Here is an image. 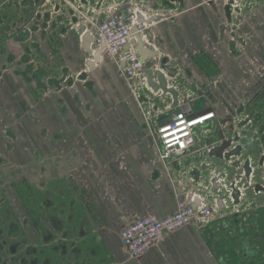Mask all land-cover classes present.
Returning a JSON list of instances; mask_svg holds the SVG:
<instances>
[{"label": "flooded vegetation", "instance_id": "flooded-vegetation-1", "mask_svg": "<svg viewBox=\"0 0 264 264\" xmlns=\"http://www.w3.org/2000/svg\"><path fill=\"white\" fill-rule=\"evenodd\" d=\"M176 2L183 8L184 0H149L143 4L164 8L173 7ZM4 4L6 8L12 7L15 1ZM4 16H0V56L13 66L11 70L5 65L0 66V125L9 134L12 149H0V264H132L137 258L130 257L118 233L113 235L118 252L110 249L105 241L97 243L96 232L83 225L86 223L84 213L78 208V204L84 203L86 210H94L85 182L91 179L94 185L98 176L111 174V164L102 167L96 159L100 149L110 148L97 146L93 149L90 143L79 137L78 144L87 150L88 161L78 166L80 149L62 148L59 141L65 135L51 134L47 127L39 126L37 109L28 102L25 107L27 119L35 128L40 127V136L47 139L49 149H23L25 152L33 150L34 155L28 156L15 149L20 137L26 135L25 131L15 127V124L25 121L20 112L23 98L29 99L35 90L44 94H50L52 89L63 93L72 86L73 78L55 76L45 81V69L42 66L34 68L35 60L29 50L30 47L40 53L37 43L33 39L28 40L29 33L36 27L20 28L16 26L15 18ZM11 40H24L27 43L16 65L15 52L7 53L5 50ZM56 49L54 47V52ZM234 49L229 51L228 58L223 56L220 70L223 81L236 79L233 82L236 93L231 97L233 106L228 103L222 108L220 105L225 101L222 95L220 99L218 96L209 98L210 104L220 106L218 117L215 122L199 130L203 149L188 160L194 177L201 180L207 195L222 205L212 222L205 226L197 225V229L207 232L204 245L205 254L210 258L207 264H264V116L256 109L260 100L264 99V93L259 90L250 98L248 93L246 97L238 96L243 85L240 79H246L251 85L256 82L253 80L254 72L242 52L236 47ZM230 58L236 60L239 78L226 64ZM209 59L219 71L214 58ZM103 60L111 61L103 54L98 64L80 72L78 78L84 79L87 74L93 73ZM21 63L25 66L21 67ZM15 75L19 80H15ZM92 80H86L89 89L93 86ZM208 90L215 91L214 83ZM52 100L62 112L67 111L64 96ZM51 118L57 120V115L53 114ZM9 122L12 124L9 125ZM96 123L102 126L99 118ZM75 124L81 125L79 119H75ZM104 138L114 143L111 152L117 153L114 160L116 166L122 173L129 172L127 153L121 152L122 143L108 136L107 132ZM23 145L31 148L32 144L26 141ZM9 151L14 152L15 157L21 153L18 160L27 158V172L33 173L36 179H15L23 169L18 167L17 159L15 161L6 156ZM151 151L153 163L156 164V153L154 149ZM97 171H100V175ZM120 216L115 229L106 227L101 231L102 235L110 234V230L118 232L135 218L123 206Z\"/></svg>", "mask_w": 264, "mask_h": 264}, {"label": "rangeland", "instance_id": "rangeland-1", "mask_svg": "<svg viewBox=\"0 0 264 264\" xmlns=\"http://www.w3.org/2000/svg\"><path fill=\"white\" fill-rule=\"evenodd\" d=\"M49 3H53L52 7L50 5L47 6V9L51 10L53 13L56 10V4L54 0H48ZM59 3H66V0H57ZM99 1V5L92 3L91 7H88L89 4L80 8V11H77L78 15L82 16L79 19L77 17V21H85L86 17L88 19L91 18L90 14L93 16L101 10L107 9L106 5L109 2L108 0H95ZM101 1V2H100ZM108 1V2H105ZM124 1V0H123ZM185 4L183 8L180 7L179 3L176 2L174 4L179 8L177 13L179 14L178 22L183 24L184 21L190 23L195 22L197 25L199 24V18L201 13L199 12L200 8L197 6V0H184ZM212 3V7L210 8L211 12L213 13V17H219L217 22H212V29L210 36L213 38L214 45L217 46V50L221 56H226L228 58V53L230 50H235L236 47L239 51L242 52L243 57L249 63L250 67L253 70V80L256 82L255 85H251L246 79L239 80L242 82L241 92H239L242 97H246V93H248L249 98L254 95L256 91L262 90L264 93V0H210ZM125 2V1H124ZM141 2L138 0V3ZM232 4V5H231ZM11 8H5L6 11L10 10V14L12 13V18H15V4L12 5ZM95 6V10L92 7ZM108 7V6H107ZM53 8V9H52ZM109 8V7H108ZM159 13V12H158ZM160 14V13H159ZM162 15V14H160ZM164 16V15H163ZM164 18V17H163ZM207 22L209 19L207 18ZM18 24L16 23V26ZM32 26V25H31ZM195 31V30H193ZM197 32V31H195ZM195 32H192L193 34ZM53 33L49 31V36L47 39L45 38H38L37 45L38 48L44 50V55L49 63L53 67V65L57 64L58 59H54L52 57L51 52L52 49L55 47L56 44H59L60 47L64 46L65 41H58V37H53ZM198 33V32H197ZM74 35V34H73ZM208 35V34H207ZM52 36V37H51ZM191 39L193 40L194 45H196V49H193V59L195 60L194 64L195 69H197V73L195 72V76L198 79H204L205 81L207 78L213 80L214 83V90L210 91L207 90V95L209 97H217L218 95H222L224 100L220 105L222 108L224 104H228L229 106L232 105V95L236 93L235 87V80L233 79L231 82L229 80L223 81L221 75L219 79L215 81V76L218 72L211 63L209 58H214L216 60V56L214 50L211 48L212 53L204 52L206 48L205 42H203L204 35L201 36L199 33L191 35ZM209 36V35H208ZM219 36L221 37L219 39ZM51 37V39H50ZM75 37L77 38L78 36ZM200 37V38H199ZM55 38H57L55 40ZM79 39V37L77 38ZM55 40V41H54ZM47 41V42H46ZM202 45L203 49L199 52L202 54L197 53L198 49ZM27 43H22L21 41L12 40L9 41L6 45L7 53L14 51L15 52V65L20 61L21 56L25 52V48ZM30 48V47H29ZM37 48V49H38ZM214 48V47H213ZM221 49V50H220ZM209 51V50H208ZM205 53V54H204ZM36 60L38 59V55H35ZM82 61L84 58L89 59L90 56L88 53H84L82 56ZM158 58V57H157ZM57 60V61H56ZM235 59H227L226 64L231 67L232 72H235L237 78L240 77V73H238V67L235 63ZM63 62V60H62ZM81 62V59H80ZM156 63V62H155ZM24 63H21L23 66ZM44 64V63H43ZM65 64V63H64ZM74 64V63H73ZM157 64V63H156ZM7 69H12L13 64L10 62L5 61L4 57L0 56V66H4ZM25 65V64H24ZM61 65V62L58 61V66ZM78 68H81L82 64L79 63L77 65ZM203 67L204 69H200L203 72H200L198 68ZM214 67V68H213ZM235 68V69H232ZM237 67V68H236ZM77 68V69H78ZM234 70V71H233ZM95 72V73H94ZM90 73V72H89ZM215 73V75H213ZM59 76V73L55 74ZM88 79L92 80V88L89 89L87 87H83L82 84H78V75H73V79L76 82V85L69 86L68 90H65L63 93L57 92L55 90H51L50 94H44L37 92H31L29 95V99H25L20 102V112L25 118V121L20 123L19 125L15 124L16 128L22 129L26 132V135L21 138L20 143H18V152H25L23 149H49L48 142L46 138H42L40 136L39 128H35L34 125L28 120L26 116L25 107L28 105V102L32 103L34 107L37 109L40 118L39 126H45L48 128L51 134H64L65 138H61L59 143L62 148L71 149L73 147L82 150L83 147L78 144V138L83 137L86 142L90 143V145L95 149L97 146H104L107 148L113 147V142L111 144L110 140L105 141V132L108 133V136L114 137L117 142H121L123 148L122 149H145L150 152V149H157L158 141L154 140L151 136V131L148 129V126L145 122L141 114V110L138 106V102L135 100L132 92L130 91L129 87L126 84L124 76L118 71V66L115 62L103 60L100 63L93 74H87ZM226 75V74H225ZM228 76V75H227ZM214 78V79H213ZM227 78V77H226ZM234 78V77H233ZM15 80H19L18 77L15 75ZM65 84V83H64ZM261 94V93H260ZM65 97V106L67 107L66 112H62L59 106L53 102L52 99L57 97ZM78 96V98H77ZM167 100L170 101V95H168ZM247 96V97H248ZM264 97V96H263ZM52 98V99H51ZM77 98V99H76ZM126 98V100H124ZM75 99L78 101H75ZM127 101V102H126ZM156 105L159 103L161 106H165L166 103L160 99L155 98ZM158 104V105H159ZM236 105V103L234 102ZM255 104V103H254ZM195 105L200 106V103H195ZM89 106V107H88ZM214 106V105H212ZM228 106V107H229ZM233 106V105H232ZM208 107H211V105ZM260 110L264 116V99L260 100L259 107L256 108ZM223 111V109H222ZM53 114L57 115V120L51 118ZM100 119L102 126L100 127L96 122L97 119ZM75 119H79L81 125L75 124ZM70 120H73L71 123ZM215 122V121H213ZM212 122V123H213ZM9 125L12 122L8 123ZM200 130V129H199ZM197 131L195 137V145L192 146L189 150L190 155L194 158L198 155L203 149L202 146V134L201 131ZM29 141L32 145L31 148H26L23 145V142ZM12 144L9 134L5 132V128L0 125V149H12L10 146ZM24 147V148H23ZM68 147V148H67ZM27 152V153H26ZM24 154L27 156L33 154V150L26 151ZM21 153H19L20 155ZM18 157L19 155L16 154ZM34 155V154H33ZM6 156L10 157L11 159H17V165L21 169H23L20 175L15 176V179L27 178V179H36V177L32 174L27 172L29 162L26 159H19L15 157V153L9 151ZM79 158V155H78ZM161 165L162 163L159 162ZM11 170L12 168H8ZM111 174L110 177L108 174H104L105 181H109L114 174L113 168L110 167ZM88 185V192L90 189L91 179H87L85 182ZM109 187V186H108ZM177 205V201H176ZM89 211V209H88ZM176 211V209H175ZM173 211V212H175ZM91 212V210H90ZM172 212V213H173ZM92 213V212H91ZM170 213V214H172ZM167 215V214H165ZM214 225L218 226L217 223ZM193 224L186 225L185 227L179 229L178 231L174 232V234H179L180 239L176 236L174 239L176 241H180V248L175 253L176 256H181L182 254L193 257L194 259L198 260L200 263L207 262L210 259L206 254L205 251L200 254L201 251H197L195 246L198 244H206V236L207 232L200 231L197 228L192 229ZM195 227V226H194ZM98 229V228H97ZM217 230V229H216ZM97 232V231H96ZM101 230L98 229V235H96L95 240L101 235ZM219 236L221 233L217 230L216 232ZM173 234V233H171ZM165 240V239H164ZM163 240V241H164ZM162 241V242H163ZM103 243L104 241H99ZM123 242V241H122ZM161 242V243H162ZM160 243V244H161ZM124 244V243H123ZM160 244L154 246L157 247ZM153 248V247H152ZM150 248L144 255L138 257L144 258V256L152 249ZM164 257H168L167 254H163ZM174 256V255H172ZM170 257V255H169Z\"/></svg>", "mask_w": 264, "mask_h": 264}, {"label": "crops", "instance_id": "crops-1", "mask_svg": "<svg viewBox=\"0 0 264 264\" xmlns=\"http://www.w3.org/2000/svg\"><path fill=\"white\" fill-rule=\"evenodd\" d=\"M14 1L15 21L18 24L17 26L20 28H25L28 26L27 28H29L31 25H34L36 27L29 33L28 40L33 39L34 41H37V37H39V39H47V36H49V31H51L55 32L53 33V37L59 35L58 41H65L64 46L60 47L59 44H56V51L54 52L53 48L51 52L52 57H54V59H58V61L61 62V65L59 66L57 60V64L53 65V67L49 65L44 55L45 52L43 49L39 48V53L36 51V49L29 48L30 54L33 56V60H35L34 68L42 66L45 69V73L47 74L46 78L44 79L45 81H47L46 79L50 77H55V74L57 73H59V76L57 75L56 77L65 76L66 78H73V75H78L80 72H84L90 68L87 65V62L90 58H92V56L83 49L81 36L74 25L76 23L75 17L77 18L82 16V13L81 15L77 14V7L82 8L87 4H89L88 7H91V4L94 3L95 5L97 4V1L69 0L71 3H68L67 1L66 3H59L57 0H54V3L57 2L56 4L58 5H56V10L51 13V10H48L47 6L50 5L52 7L53 3H49L48 0H0V5L2 4V7H0L1 17H5L4 14H6V17L12 18L13 14H10V10L6 11V6L4 3H11ZM108 1H105L108 2L106 5L107 9L96 13L94 18L100 19L103 17V11L105 13L109 8H113L117 4L120 7H123L126 3H120V0ZM74 2L75 4H73ZM210 2V0H197V6L200 8L199 12L201 13L198 25L195 22L188 23L186 21H184L183 24L179 23V14L177 13L179 8L175 5H173V7L159 8L156 13L159 12L160 14L164 15V18L151 25L150 28L153 32V38L146 39L147 46L151 49H157L162 55L167 56L169 67L175 69L176 72L171 71V73L167 74L170 76V84L174 85L175 87L177 86L176 88L179 93L178 98H189V102L196 110L205 109L208 107V105L212 106V104H210V97L207 95V90L212 85L213 80L207 78L205 81L204 79H198L195 76L197 69H195V65L192 64L195 62L193 59L192 50L196 49V45H194V39H191L190 34L198 35L199 33L201 36H205L202 42V44L204 42L206 44L204 52L210 54L212 53L211 48L215 49L213 52L217 58L215 63L219 68V71H217L218 73L213 76L215 81L219 79L220 75H222L220 70L221 65H223V56H221L219 50H217V46L214 45L213 38L210 37L213 36V33L211 34L210 32L212 31L210 26L212 27V22H217L219 17H213V13L210 10L212 3ZM9 8L10 7H8V9ZM92 9L95 10V6H93ZM153 12L150 10V15H152ZM207 18L209 19V22H207ZM193 30L197 31L198 33ZM192 32L195 33L193 34ZM75 34L79 37V39H77L78 37H75ZM220 38L221 37L219 36V39ZM56 39L57 38H55V40ZM21 42L25 43L26 41L21 40ZM92 47L94 49L98 48L94 45V43ZM197 49V53L202 54L199 52L201 49H203L202 45ZM84 53H88L90 58H84L82 61V56ZM36 54L40 60H36ZM158 61L159 58L157 57L149 59L147 60V66L153 65V63H157ZM79 63L82 64L81 68H78L77 66ZM24 66L25 65L23 64L21 67ZM198 69L202 70L201 67ZM201 70L200 72H203ZM118 71L121 73L119 67ZM87 77L88 75L85 76L84 79H78V84H82L83 87H87ZM61 81H63L62 78ZM62 83L65 82L63 81ZM74 85H76V82L73 79L72 86ZM36 91L37 90H35V93ZM164 95H166L168 98V95H170V101L172 100L173 105H176V100L174 99V95H172V93L167 92L164 93ZM220 97L221 96L218 95L219 99ZM124 100H126V98H124ZM168 100L165 102L166 104L170 102ZM195 103H200L201 105L197 106ZM158 104L156 107L164 108L166 106H161V104ZM177 110L178 108L168 111L165 116L157 118V122H159L161 119H166L169 115L174 114V112ZM111 150L113 151V149H100L99 153L96 154V159L102 167L104 164H111L110 166L113 168L112 170L114 174L111 178H109L110 182L105 181V177L101 175L102 177L98 176L96 178L94 185H90L88 197H90V199L93 201L95 207L94 210L91 211V213L85 209L84 203L78 204V208L83 211L84 218L86 220V223L83 224L84 226L89 227L92 232L97 231L96 235H98V229L101 231H103V229L106 227H112L115 229L114 227L117 226L118 220L121 219L120 211L122 206L128 209L132 216L135 217L143 216L149 212L165 215L175 211L177 196L175 194V187L170 175L173 173L176 175L179 174V176H181L182 171H180L181 169L179 167H181L183 170H191L188 160L192 159L193 157L190 154L183 158L182 165H175L172 172L170 173L165 170L159 161L156 164L153 163V153L151 149L150 152L145 149H121V152L126 151V160L130 166L129 172L122 173L114 163L117 153H115V151L111 152ZM78 155V166L88 161L87 152L85 153V151H79ZM97 172L98 175H100V171ZM182 177L186 179V181L191 179L189 174H187L186 177L182 175ZM180 183L183 185L182 186L179 184L180 188L175 184V186L179 189L184 187L185 189H187V187L188 189H192L194 186V183H189L188 181V186H186L184 184V180H181ZM111 216H114V218ZM193 228L198 227L197 225L193 224L192 229ZM120 231L121 229L118 232L115 230H110V234L108 235H106V233L102 235L101 233L96 242L100 243L99 241L103 240L110 249L118 252L119 248L113 238V235H117L118 233V236L120 237ZM176 236L180 239L179 234L176 235L173 233L167 235L165 240L159 246L153 247L144 256V258L135 259L132 261V264H207V262L200 263L193 257H188L184 254L175 257V253L178 252V249L176 248L181 245L180 241H176L174 239ZM195 247L197 248L198 252L201 251L200 254L204 252L203 244H198V246ZM163 254H167L168 257H164Z\"/></svg>", "mask_w": 264, "mask_h": 264}, {"label": "built area", "instance_id": "built-area-1", "mask_svg": "<svg viewBox=\"0 0 264 264\" xmlns=\"http://www.w3.org/2000/svg\"><path fill=\"white\" fill-rule=\"evenodd\" d=\"M66 1L71 3L69 0ZM124 1L126 3L123 7L117 4L105 13L103 11V17L100 19L94 17L88 19L86 17V22L78 20L74 26L78 28L82 22H85L87 30L93 31L96 29L94 45L99 47L104 44V55L115 62L119 69L120 62H125L124 69H120L121 74L138 102L142 116L151 131V136L158 141L157 149H155L158 161L162 163L165 170L171 173L174 166L182 165L183 158L190 154V148L196 143L197 131L217 119L220 107L214 105L196 110L187 97L178 98L175 106L171 100L164 108L156 107L155 98H160L163 102H166L167 96L164 95L162 89L156 91L151 86L146 70L151 69L152 79L158 82L156 71L160 70L159 63L147 66V61L143 62L141 60L136 45L131 43L135 26H137V32L143 35L146 43L147 38L144 35L146 25L138 23V15L141 13L143 16L148 17L150 9H146L147 6H144L142 2ZM79 8L77 7V11L81 12ZM78 18L81 19L80 16ZM127 44H130V48L125 56L121 57V51ZM163 72L167 87H174L177 90V86L170 84V76L167 72ZM140 98L144 100L141 101ZM176 108L178 110L171 115L169 121L163 124L157 122V118L165 116L168 111ZM172 174L170 176L177 196L176 211L167 215L149 212L143 216H137L120 231V238L127 253L132 258L144 255L150 248L160 244L167 235L186 225H208L219 212L217 201L207 194L200 193L199 188L202 187V184L194 185L192 189H188V187L187 189L185 187L179 189L181 180H184V184L188 186L187 181L194 183L193 178L186 181L182 175ZM190 194L199 198L200 204L197 207L190 204L188 200Z\"/></svg>", "mask_w": 264, "mask_h": 264}, {"label": "water", "instance_id": "water-1", "mask_svg": "<svg viewBox=\"0 0 264 264\" xmlns=\"http://www.w3.org/2000/svg\"><path fill=\"white\" fill-rule=\"evenodd\" d=\"M133 1H137V0H133ZM143 1V2H142ZM141 2H148L149 0H142ZM120 3H123V0L119 1ZM146 9H150L152 10V15H149L148 17L143 16L141 13H139L138 15V23L144 24L146 25V29L144 31V35L147 39H151L153 38V32L151 31V25L154 24L155 22L160 21L161 19H163V15H160L158 13H156V11L159 9V7H157L156 5H146ZM91 18L94 17L93 14H90ZM76 21L77 18L75 17ZM78 33L81 36V42H82V47L84 50H86L92 57L93 59H89L87 62V65L89 67L95 66L96 64H98L101 61L102 55L104 53L105 50V45L101 44L98 48H93L92 45L95 41V34H96V29L93 31H88L86 29V26L84 23H81L79 25V27L77 28ZM131 43H134L137 47L138 53L140 55V58L143 62H146L149 59H153L158 57L159 58V67L160 70L156 71V78L158 80V82L154 81L153 78V73L151 69H147L146 70V74L148 76V80L149 83L151 84V86L154 87V89L157 91L159 89H162L164 93L170 92L172 93V95H174V99L176 100L177 103V98H178V91L174 88V87H167V82H166V77L163 74L165 72H167L168 74L171 73V71H175L174 68L169 67L168 65V57L165 55H162L157 49H151L147 46V44L145 43L144 37L143 35L139 34L137 32V26H135L133 28V35H132V40ZM130 48V44H127L124 46L123 50L121 51L120 56L124 57L125 54L128 52ZM125 67V62L121 61L120 62V69L123 70ZM141 101H143V98H140ZM171 119V115H169L166 119H161L159 121V124H163L167 121H169ZM189 174L191 178H193L194 181V185H198L201 184V180H199L198 178H195L193 175V171L189 170H185L184 172H182V175L186 177V175ZM216 188H220L219 186H216ZM199 191L201 194H207V190H204L202 187L199 188ZM188 200L190 202V204H192L193 206L197 207L200 204V200L199 198L195 197L194 195L190 194L188 195ZM217 204L220 208H222V205L220 203V201H217Z\"/></svg>", "mask_w": 264, "mask_h": 264}, {"label": "trees", "instance_id": "trees-1", "mask_svg": "<svg viewBox=\"0 0 264 264\" xmlns=\"http://www.w3.org/2000/svg\"><path fill=\"white\" fill-rule=\"evenodd\" d=\"M202 69H204L202 66H201Z\"/></svg>", "mask_w": 264, "mask_h": 264}]
</instances>
